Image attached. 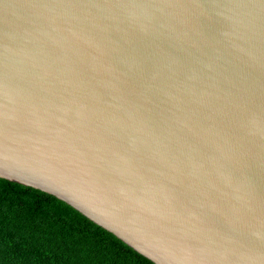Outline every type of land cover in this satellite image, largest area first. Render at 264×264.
I'll list each match as a JSON object with an SVG mask.
<instances>
[{"label": "water", "instance_id": "1", "mask_svg": "<svg viewBox=\"0 0 264 264\" xmlns=\"http://www.w3.org/2000/svg\"><path fill=\"white\" fill-rule=\"evenodd\" d=\"M0 178L153 264H264V0H0Z\"/></svg>", "mask_w": 264, "mask_h": 264}, {"label": "trees", "instance_id": "2", "mask_svg": "<svg viewBox=\"0 0 264 264\" xmlns=\"http://www.w3.org/2000/svg\"><path fill=\"white\" fill-rule=\"evenodd\" d=\"M0 264H153L57 198L0 178Z\"/></svg>", "mask_w": 264, "mask_h": 264}]
</instances>
